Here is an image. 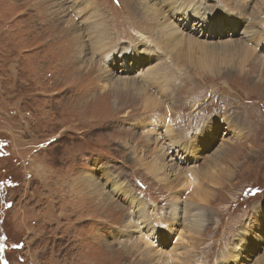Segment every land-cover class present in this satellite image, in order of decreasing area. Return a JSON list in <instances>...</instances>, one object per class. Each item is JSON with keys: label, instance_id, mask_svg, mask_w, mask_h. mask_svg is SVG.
<instances>
[{"label": "rangeland", "instance_id": "374dc122", "mask_svg": "<svg viewBox=\"0 0 264 264\" xmlns=\"http://www.w3.org/2000/svg\"><path fill=\"white\" fill-rule=\"evenodd\" d=\"M249 1L198 0L211 30L197 32L195 17L185 25L196 32L191 41L213 44L201 52L187 37L164 38L155 48L159 30L137 0H0V264H264V68L249 61L241 68L227 43L241 41L246 25L262 43L264 0ZM85 25H100L103 48L149 50L136 53L167 90L146 87L160 107L144 110L132 92L107 91L121 78L143 84L135 67L123 71L127 62L103 61L88 49L93 34ZM208 133L214 139H204ZM172 141L190 149L195 142L188 155L166 150ZM153 158L178 164L182 176H163ZM90 175L104 191L121 182L131 196L117 192L112 207L100 209L82 193ZM159 179L181 202L197 188L201 222L192 225L193 211L170 219L171 197ZM185 181L194 184L190 191ZM145 233L147 246L139 241ZM241 234L245 255L235 257Z\"/></svg>", "mask_w": 264, "mask_h": 264}, {"label": "bare ground", "instance_id": "6f19581e", "mask_svg": "<svg viewBox=\"0 0 264 264\" xmlns=\"http://www.w3.org/2000/svg\"><path fill=\"white\" fill-rule=\"evenodd\" d=\"M67 1L74 2V0H67ZM137 1H138L139 6H140L139 9H140V11H142V13H144L147 22H150V21L154 22L156 24V28L159 30V36L161 38H160L159 41H154L155 42L154 43V47L155 48H159V44L161 43V41L164 38H166V39L167 38H170L171 41L174 39V40H177L179 42L182 39H186V37H187V39H189L188 42L190 44H194L197 49L198 48L200 49L201 52H203L205 50V48H206L207 45H213V44H205V42L202 41L203 37L200 38L201 41H196V40L191 41L193 39V34H196L195 30L197 32L199 31V28H198L199 26H200V28L202 30L203 29H207V30L209 29V30H211L208 27L209 26L208 22L205 23L206 18H207L206 13H205V9L199 5L198 0H180L178 2H170V3H167L170 0H137ZM243 1L245 3H250L249 0H243ZM168 4H170V5H168ZM164 5H166V7H167V5L170 6L169 9L167 10L168 15L167 14L165 15V13L162 11V6H164ZM219 10H224L225 11V9H219ZM45 11H46V9H45ZM217 11L218 10H215V12H217ZM94 12H96V10L93 11V12L87 13V14L82 13L80 15H82L83 16V20H85L87 16L93 14ZM47 13H49V12H47ZM223 13H227V12H223ZM193 17H195V19H194L195 22L193 23V25H196L195 26V30H192V28L188 30L187 29V25H185V23L188 22L187 21L188 19H192ZM83 20L81 22H83ZM173 20H176V22H174ZM92 22L93 21H90L91 24H92ZM99 27H100V25H96V26L95 25H85V31H87L88 34H93V37L92 38H89L90 39V42H88V43H90V45L88 44V49L91 50V51H93V53H96L97 54L96 56H100V58L103 61L113 60V59L114 60L120 59V62H123V63L127 62V64L125 63V65H123V67H122L123 68V71H128V67H131V68L132 67H135L136 77H138L137 79L140 80L141 83L143 84L139 88L137 86L135 88V82L134 81L133 82H127V79H129V78H121V79H117V82H113V84H111L109 86V89L107 91L109 92L110 90H114L115 92H117V91H120V90H126V91L132 92V94L136 97L137 100H139V99L142 100V102H141L140 105H141V107L144 108V110H148L149 109V110H152L153 111V110L157 109L158 107H160L161 106V102L157 98H152V96H148V97L145 96V93L147 92V88L146 87L151 86L150 88L156 89V93L157 94H159V93L162 94V92L165 93V92H167V90H165V87L163 85H159L158 84V79H161V78H159L160 76L157 77V78H154L152 76V72L149 71L148 68H144L145 66H141V63L143 61L139 58V55L136 53V52H138L140 55L143 54L145 56V55H149V50H145V49L139 50L138 47H137L138 49L136 47L132 49V47H131V49L133 50V52L130 55H128L127 51H130V49H127L126 50V53H127L126 54L125 52L120 53L121 51H120L119 48L117 50H109V49L103 48V45H104L103 39L102 40H98V38L96 37L100 33L99 32ZM229 28H231L233 30V26L230 25ZM234 30H235V28H234ZM214 31L215 30H212V32H214ZM236 31H234V32L237 33ZM218 32L219 33H221V32L225 33V29L222 27V28L218 29ZM138 33H140V32H138ZM140 34H142V33H140ZM200 34H201V32H200ZM202 36H204V38H205V35L204 34ZM143 37H144L143 40H148L149 39L146 35L143 36ZM218 38H220V37H218ZM256 38H259L260 39L261 38V33L259 31H256L254 29V25H246L245 28H244V30H242L241 41H239V42H233V41L227 42L229 44H232L237 49V55L239 57H241V59H242L241 62H240L241 68L243 67V65L247 61H249L248 63L251 66H253V67L254 66H257V65H261L264 68V58L257 57V56L255 57V55H258L259 54L258 53L259 52V49H258V45L259 44L256 43V46L257 47H254L253 45H250L251 44V40L254 41ZM207 42H209V41H207ZM262 43L264 44V41ZM105 44H107V43H105ZM86 45L87 44H85V46ZM226 45H228V44L222 43V44H220V46L218 48L219 49H223L225 51L226 50ZM85 46H84V50L86 51L87 48ZM146 48H149V47H146ZM134 49H136V50H134ZM114 53H118V54H114ZM154 55H157V54H154ZM143 60L145 61L146 58H144ZM96 63H98V62H96ZM106 65H107V63H106ZM91 72H92L91 70H88V74H91ZM105 72L106 71H104V74H105ZM98 79L100 80V76H99ZM92 80L94 81V84H98V82H97L98 80L97 79H92ZM93 87L94 86H91L89 88L92 89ZM112 103L113 104H116L117 102L114 100ZM170 127H172V126H170ZM201 131L202 130L196 131L195 134L200 133ZM236 131H237V127L236 126H234V127L232 126V131L231 132L234 133ZM224 133H226V131H224ZM170 134H171L170 133V130H166V134L165 135L166 136H168V135L170 136ZM238 135H240L239 132L235 133V137H237ZM149 136H151V135H149ZM178 137L179 138H182L181 135L171 136L172 140H175ZM207 137H212L213 138V136L211 134H209V133L206 134L203 138L205 139ZM189 138L190 139H193L192 137H189ZM190 142H192V141H190ZM194 142L192 143V149L194 147ZM197 143H198V141H197ZM200 144L202 145V147L205 148V143L203 141H201ZM189 146H190V143L189 142H185V143L182 142V143L178 144V142L172 141L170 143V145L167 147L166 150H170L171 148L175 147V148H178V151H179V152H177V151H174L173 150L176 154L177 153H184V154H188L189 155L190 152H191V150H192V149L189 148ZM198 148L199 147H197V149ZM188 149H190V150H188ZM229 150H231V149L226 150V147H225V148L222 149V152L224 151V153H225V151H229ZM180 151H184V152H180ZM224 153L222 155L220 154V156H217L215 159H222L223 156H224ZM200 154H201L200 151H198L197 152V157ZM151 155H152V153H151ZM160 155H162V153ZM163 155L165 156L166 155V152H163ZM153 160L155 162V166L157 168V171L160 172V173H162L163 176H165V177L173 176L174 179L180 178L182 176L183 170H182V168H179L178 169V167H180L178 164H177L178 167L175 164H171L170 165L171 167H170L167 164L166 165L165 164L164 165L163 164H160V162L156 158H153ZM188 165L190 167L191 166L192 167L195 166L194 161H192V163H189ZM145 168H148V167H145ZM174 169H176L177 173H174L173 172ZM198 173H199V171L196 174L198 175ZM211 174L212 175H209V178L210 179H214L215 178L214 176L218 175V174H216L215 171H213ZM188 175H190V174H188ZM93 176L94 175H92V176L90 175L89 178H86V177L84 178L85 180H87V183H88V186H87V189H86V190H88V192L87 193L82 192V193L84 195L89 196V198L91 200L92 199L93 200H96L97 201V205L99 206L100 209H105L106 211L109 210V208L112 207V201H114L112 199V197H115L117 192H121L122 195L125 198H128V199L131 196L130 195V193H131V190L130 189H128L126 191H122L123 184L121 182L119 183L117 181L118 184H113L114 183L113 181H115L116 179H113L112 176L106 177L107 179H106L105 183H108L109 184L110 182L111 183L113 182L112 184L114 185L113 187L107 185L106 186V188H108L107 191H104L105 189H102L101 188V184H100L99 180L94 179ZM110 177L113 180L111 179V181H110L109 180ZM189 180H192V178H190ZM158 181L167 189V191L169 192V197H171V201H170V203H169V205L167 207V210H168L167 211V214L169 215V217H170L171 220L176 219L180 213L185 214L186 212L193 211L192 217H191L192 218V225L201 222L202 217H201L200 211H198L197 208H196L197 206H199L198 203H197V201H200L198 198L195 197V195L198 192V190H197L196 187H194L193 191L191 192V195L192 196H190L184 202H181L180 201V198H177V197L174 196V189H170L166 185H164L162 183L163 179H159ZM193 185H194L193 183H189V182L185 181L182 186L185 187V188H188L189 191H190L191 188L193 187ZM87 200H89V199H87ZM84 201H86V200H84ZM133 202H134L133 203V206L135 208L139 206L136 199H134ZM143 209H144L143 206H140L139 207V210L143 211ZM180 217H181V219L184 220V216L182 214H180ZM143 219H144L143 215H140V219L138 220V223L140 222V220L142 221ZM147 224H148L147 221L141 223V225H145V226H147ZM170 225H171V223L168 222V225L167 226L170 227ZM145 228L149 231V227H145ZM195 228L197 229L198 227H195ZM155 234H157V232ZM148 236L149 235L147 233H145L143 236H141L139 238L140 243H141V241H143L145 243V245L147 246L149 242H147L146 238ZM154 236H157V235H154ZM245 244L247 245V243H245ZM243 245H244V240L242 239V234H241L239 236V244L237 243V248H236V251H237L238 255H235V257H239L240 254L241 255H245V253H243L242 252V249H241V247ZM142 246H143V244H142ZM251 246H253V245H251ZM138 249H140V248H138Z\"/></svg>", "mask_w": 264, "mask_h": 264}]
</instances>
